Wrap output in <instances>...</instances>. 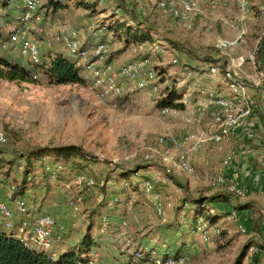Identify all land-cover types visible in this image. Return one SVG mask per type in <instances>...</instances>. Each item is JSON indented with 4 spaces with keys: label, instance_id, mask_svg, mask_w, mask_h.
Listing matches in <instances>:
<instances>
[{
    "label": "rangeland",
    "instance_id": "374dc122",
    "mask_svg": "<svg viewBox=\"0 0 264 264\" xmlns=\"http://www.w3.org/2000/svg\"><path fill=\"white\" fill-rule=\"evenodd\" d=\"M40 1L42 3L48 0ZM61 1L66 7L60 9L56 16L41 14L39 24L35 22L28 25L33 29L35 37L40 26H45L54 37L51 47L41 44V57L48 51L65 53V48L56 39L60 29L75 28L84 41L99 26L113 21L114 14L107 13L118 10L120 19L123 17L122 11H126L134 13L151 29L154 39L161 43L159 53L142 56L147 57V66L153 67L157 62H163L162 65L167 68L166 75L176 71L175 77L183 78L182 84L189 82L194 87L196 82L184 75L187 69L183 67L185 63H196L194 58L169 44L165 38L186 40L197 55L218 53L216 41L230 37L232 27L228 20L238 10L236 0H230L233 4L228 8L212 7L195 15L188 28L167 12L158 10L154 6L155 0H101L96 8H85L76 0L68 3L66 0ZM255 1L257 4L248 0V16L253 17L250 25L254 34L264 31V1ZM254 5H257V11H254ZM11 6L20 8L21 3ZM106 10L109 11L106 13ZM255 13H260V17H255ZM248 21L250 23L247 20V24ZM17 23L15 21L8 24L7 30ZM103 32L105 30H101L99 34ZM106 41L107 61L115 66L142 58L135 50V44L125 46L123 41L113 40L109 33ZM243 49L236 48L232 54L237 56L243 52L245 55L250 48L245 46ZM0 50L25 65L30 64L25 57L19 55L16 46ZM65 55L71 56L68 53ZM173 57H177L179 63L171 64L169 61ZM226 59L227 56H220L221 63L226 62ZM204 72L207 73V70ZM157 79L159 82L158 77ZM166 79L167 84H170L171 77ZM161 80L164 82L162 77ZM201 80L202 86L210 84L217 88L220 85L206 76ZM162 82L159 84L165 87L167 84L162 85ZM121 83L125 85L124 81ZM176 87L181 86L177 84ZM156 102L154 96L147 91L122 94L116 98H101L89 84L49 83L40 74L34 82L0 78V132L6 137V142L0 145V201L10 205L11 196L21 182L23 169L19 168V164L22 166L24 161L13 163L15 158L43 146L74 144L83 149L85 158H75L72 163L48 158L34 162L31 180L27 182L25 191L19 194L27 202V214L17 216L20 218L19 223L21 220L25 221L24 217L31 218L32 214L52 215L58 223L67 227L63 233L62 246L77 242L87 224L93 223L95 227H92V233L98 242L92 248L90 264H130L131 252L126 246L123 247L127 234L135 236L139 241L152 240L153 244L161 248V243L174 247L176 239L181 241L185 257L180 264H234L249 238L247 234L239 232L237 225L227 219V215L218 219L216 226L223 234L212 243L203 242L198 234L181 235L186 231L182 225L193 214L189 209V201L198 192L211 194L214 191L200 179L186 176L174 162L163 161L157 156L151 160L145 158L151 149L167 150L172 156L176 153L170 146L160 147L158 137L177 132L180 124L173 116H161ZM196 116L199 117L196 124L203 127L204 115L198 112ZM222 155V151L217 149L209 151V160L206 163L199 162V166H195L197 171L202 173L203 168L213 170L219 167ZM58 164L62 166V170L52 176V173L48 175L45 168H56ZM79 172L92 177L94 184H76L75 177ZM146 176L153 182V192L158 193L166 205L165 222H161L153 210L151 194L141 188V182ZM125 181L137 183L138 186H126ZM246 200V197H231L234 203ZM212 205L215 207L214 211L220 213L233 210L229 202H215ZM103 215L110 217L107 224L101 222ZM135 264L138 263L135 261ZM241 264H264V257L245 255Z\"/></svg>",
    "mask_w": 264,
    "mask_h": 264
},
{
    "label": "built area",
    "instance_id": "2783aa9c",
    "mask_svg": "<svg viewBox=\"0 0 264 264\" xmlns=\"http://www.w3.org/2000/svg\"><path fill=\"white\" fill-rule=\"evenodd\" d=\"M13 1V0H9ZM237 12L228 20L229 25L238 31L233 39L219 38L216 41V48L221 55L227 56L229 66L224 69L221 81L224 83L227 94L223 95L214 90L203 89L199 93L204 97V100L196 104V109L199 113L209 115L211 122L208 130L188 131L182 137H176L172 134L161 135L158 137L160 146L169 145L176 152L171 155L167 150L151 149L146 153L145 158L151 160L155 156L160 157L163 161L174 162L182 172L190 178H198L212 190H225L237 199H244L247 196V189L238 184L235 178L227 177L223 172H205L197 171L195 165L190 159V154L200 150L208 141L215 143L221 147V143L225 142L231 134H234L238 128L245 124L248 130L247 134H251L255 123L248 122L255 106V98L250 94L252 87L259 89L264 85V73L258 71L255 80L249 83L241 76L240 68L236 64L235 58L231 55V50L242 39L245 30L244 23L248 18L250 7L248 0H236ZM21 11L15 14V21L25 26L23 32L24 37L13 32L10 35V42L18 44L19 53L30 60L38 62L40 59L41 44L45 47H51L54 37L50 34L45 26L38 28L39 33L43 35L42 40H38L32 32L28 31L29 24H39L41 14L37 13L41 5L40 0H20ZM230 0H155L154 5L157 9L167 12L171 17L181 21L190 28L191 19L201 13L203 10L212 7L228 8ZM264 5V3H263ZM1 14V8H0ZM56 39L62 44L67 52L74 55L77 59V64L82 65L89 79L90 88L96 91L101 98H116L122 94H132L138 91H147L154 96V99L164 96L159 82H162L161 76L153 67L147 66V57L137 58L127 61L123 64L115 66L107 62L108 47L105 43H97L92 48H83L79 32L75 28L66 27L60 29L56 34ZM264 41V31L262 32L257 49L250 55V60L254 66H257L255 54L259 45ZM6 45H3L5 47ZM148 50L150 54H157L161 51L159 43L148 45L138 44L136 50ZM172 64H177L176 57L171 58ZM157 65L162 64L157 62ZM208 73L211 77L219 75V67L211 64L208 66ZM185 76H191L187 72ZM159 78V82L158 79ZM219 77V76H218ZM124 81L125 85L121 83ZM163 85V83H162ZM261 100L264 104V91L261 90ZM183 104L186 103L185 96L180 100ZM131 102H134L131 100ZM180 113V109L170 107H160L159 114L165 116H175ZM186 124H194L197 122L195 117L184 118ZM6 142V137L0 132V145ZM232 160V156L226 155L222 160V166L226 167ZM62 169L58 164L56 168H52V175ZM75 183L78 185H93L94 179L84 173L77 174ZM132 182L125 181V185ZM141 188L144 192L151 194V203L161 222L166 221V205L162 197L153 192V184L150 180L144 179L141 182ZM117 200V198H115ZM264 213V203L260 208ZM27 214V202L22 197H15L11 204L0 201V226L3 228L13 227V221L17 216ZM227 219L236 223L238 230L246 234L247 227L244 224L242 215L236 210H231ZM102 223L107 224L109 221L108 215H103ZM125 224V221H123ZM261 227L264 231V218L261 220ZM18 237L30 248L41 247L42 250L47 249L54 255L53 248L63 238V233L66 230L64 224L58 223L55 218L47 213L40 214L36 217L32 225L21 220L16 226ZM220 229L218 226L209 224L203 218H199L193 234H198L205 243H212L214 238L218 236ZM133 254L135 260L147 257L144 264H180L184 261L183 256L175 255V250L171 245L161 243V247L153 244L152 240L139 241L130 234L124 237V246ZM261 250H258L253 245H250L246 256H257Z\"/></svg>",
    "mask_w": 264,
    "mask_h": 264
},
{
    "label": "trees",
    "instance_id": "16d2710c",
    "mask_svg": "<svg viewBox=\"0 0 264 264\" xmlns=\"http://www.w3.org/2000/svg\"><path fill=\"white\" fill-rule=\"evenodd\" d=\"M66 1H67L66 3H68L71 0H66ZM18 2H20V0H13V1L0 0V8L1 10H4V12L0 14V49L6 48L7 50L14 46H16L17 49H19L18 44L10 42L11 33L17 32L18 34H20L21 38L25 36L23 32L26 30V28L22 24L17 23L10 30H7L6 28L8 24L15 22V14L19 13L22 9L21 7L19 8L18 6L16 7L11 6L12 4ZM76 2L78 3L80 2V4H83L85 8H90V6H94L96 8V5L99 4L101 0H76ZM64 7H66V5L63 4L61 0H48L46 2L41 3L37 13L42 14L44 16L45 15L56 16V13ZM107 11L109 10H106L104 12L107 13ZM117 12L118 10H115L113 13L111 11L107 13V14H114L112 18L113 21H111V23L103 24L96 29V30L98 29L105 30V32L101 34H94L95 35L94 41L90 40L91 36L93 35L88 36V38L84 41L80 37L81 45L83 48H92L97 43H105L107 45L108 42L106 40L108 33L110 34L113 40L123 41L125 43V46L135 44L134 47L135 50L138 44H145L146 47H148V45L152 43H159V45H161V43L157 39L156 40L154 39L153 32L151 31V29L146 27L134 13L122 11L123 17L118 19L121 14L119 13L117 14ZM28 31L33 33V29H31V27L28 28ZM77 31L79 32V30ZM36 38L38 40H42L43 35L41 33H38ZM165 39L166 41H168L169 44L176 47L177 49L187 52L186 54L188 56H192L194 60L200 61L203 64L217 65L219 67V74L220 75L223 74L227 62L221 63L220 62L221 55L217 54V52L202 53L200 55H197L192 51V49H190L189 47L190 44L186 40L178 41L168 37ZM6 44L9 46L3 47V45ZM263 49H264V41L262 42L259 51ZM136 51L140 53L141 57L151 55L150 52H147L148 50L146 51V49L143 51H138V50ZM65 53L70 54L67 51H65ZM65 53L58 51L57 52L48 51L45 56L41 57L42 54L40 51L41 58L39 59L38 62H31L30 60L27 59L30 64L25 65L21 63L17 58L11 57L7 53L5 55L0 50V78L8 81L34 82L36 80L37 75L40 74L49 83L89 84V79L87 75L84 74V72L86 71L85 68L82 65L77 64V59L74 55L70 54L71 56L69 57L66 56ZM19 55L21 54L19 53ZM183 65L184 68L186 67L187 72H192L193 69L192 65L187 63ZM153 69L157 71V74L160 75L163 79L168 78V76L171 77V83L167 84L162 89V93L164 94V96L161 95L160 97L155 98L157 101L156 106H158L159 108L170 107V108L184 109V104L180 100L189 83H185L181 87H176L178 80L171 75H166L167 68L165 65L162 64L154 65ZM261 90L264 91V85L260 89L259 93H261ZM253 97L255 98L254 95ZM259 99L261 100V94L258 96V100ZM256 103L257 100L255 99V106ZM254 108L251 116L254 113ZM262 121L264 122L263 116H262ZM255 132H256V124L251 134H247L248 130L245 128L244 135L248 138H252ZM234 134H236V132ZM234 134H231L226 141L234 137L235 136ZM167 146L169 145L160 146V147H167ZM229 154L230 153H227L226 155ZM230 155L232 156V160H233V155L232 154ZM85 157L86 155L83 149L80 146L74 144L43 146V147L31 149L25 155H19L18 158H15L13 160V163L17 161L22 162L21 160L24 161L22 166L19 164V168L21 167V169H23L21 174L22 179L21 182L18 183V189L11 196L12 200L15 197H21V195L19 194L23 193L27 188V182L31 180L30 174L32 173L34 162L48 158L54 161L62 160L65 163H69V162L72 163L75 158H85ZM222 160H221V165H222ZM45 170H48L47 172L48 175L51 174L52 169L45 168ZM61 170H59L56 173H59ZM219 172H223V171L220 170ZM80 173L81 172H79L78 174ZM232 178L236 179V177H232ZM145 179L150 180L151 183L153 184L152 180L149 177L146 176ZM127 186L136 188L138 184L130 183ZM212 191L214 192L211 194L198 192L194 197H192L191 201H189L191 204L189 209L190 212H193V214L190 215V217L186 219L184 224L182 225L186 231L182 232L181 235H184L185 233L193 234V230L195 229L196 223L199 218H203L206 221H208L209 224L215 225L221 216L229 215L230 212L220 213L219 211H214L215 207L212 204L215 202H229L232 206V209L236 210L242 215L244 219V224L247 227L246 234L248 235L249 238V240L242 247L240 253L237 255L234 264H241L243 258L247 254V250L250 245H253L258 250H261L260 254L255 256V258L264 257V231L261 227V220L264 218V213L262 212V210L255 208V206L253 207V204L250 201H242V202L238 201L235 203L232 202L231 197L233 196L230 193H227L225 190L219 189ZM247 193H248V189H247ZM92 227H95V225L93 226V223L89 222L86 228L84 229V231L82 232L80 239L73 244L71 243L62 246L61 243L63 241L62 238L61 242H59L56 246H54L53 248L54 255H52L51 252H47L39 248L27 247L18 237L16 226H13L11 228H3L0 226V264H90L92 261L91 260L92 248L95 247L98 242L96 236L93 235L92 233ZM180 227L181 226H179V229ZM222 234L223 231L220 230L218 236H221ZM218 236H216L214 240ZM181 243H182L181 241L176 239L174 247L173 245L171 246L175 250V255L185 257L183 253L184 245H182ZM130 260H131L130 264H135V261L138 264H144V262L147 260V257L143 259L135 260L133 258V254L130 253Z\"/></svg>",
    "mask_w": 264,
    "mask_h": 264
},
{
    "label": "crops",
    "instance_id": "0c3cea01",
    "mask_svg": "<svg viewBox=\"0 0 264 264\" xmlns=\"http://www.w3.org/2000/svg\"><path fill=\"white\" fill-rule=\"evenodd\" d=\"M251 3L257 4L255 0H252ZM232 4L233 2L231 1L229 5L232 6ZM254 6H256L254 7V11H257L258 10L257 5ZM259 14L255 13L254 15L255 17L259 18L260 17ZM247 20H250V23L248 21L247 24ZM251 20H253V17L248 16V18L244 23L245 33L241 41L236 46H234L230 51L231 55L235 58L236 64L240 68L241 76L249 83L255 80L258 71L264 73V49L259 51L262 43L259 45L258 50L255 54L257 66H254L250 60V55H252L255 49H257L259 38L263 32V31L262 32L258 31L255 32L256 34H254V30L251 28L252 25ZM99 32H101L100 29L95 30V33H93V36H91L90 40L94 41V36H95L94 34H99ZM229 32H230V37L228 39H233L238 33V31H236L234 28H232V30H230ZM231 33H233V36H231ZM245 46L250 48L249 50H247L245 55L243 54V52L242 54H239L237 56H234L232 54V51L236 50V48L242 50ZM217 54H220L219 51ZM194 61L196 63H190L193 69L192 72H190L191 76L188 78L194 79V83L196 82V86L198 85V87L196 86L194 87L193 85L189 84L185 89V92L183 93V97L185 96V100H186V103L184 104V109H180V113L178 115L173 116V118H176L177 119L176 121L179 122L180 130H178L177 132L175 131L174 133H170L176 137H182L188 131L208 130V126L211 122V118L208 114L207 115L203 114L204 117L202 119H205L204 124H202L203 127H200L199 124H196V122L194 124H186L184 121V118L188 116L195 117L196 120L199 121V117L196 116L198 113L196 109V104L204 100V97L199 94V90L201 88L214 90L217 93L223 95L227 94V89L224 83L221 81L220 74L217 75L216 78H212L208 73L209 64H203L200 61H196V60ZM225 61L227 62L225 67H228L229 66L228 59H226ZM161 63L163 64V62ZM194 64L196 67L194 66ZM205 69L207 70V73L204 72ZM186 71L184 72V75L187 73ZM173 72L174 73H172L171 76L175 77L176 71ZM203 76H206V78H210L212 80H216L214 81V83L216 82V84H220V85L217 88L211 86L210 84L203 85L204 86L203 87L202 86L203 82L201 80ZM175 79L178 80L177 84H179L180 86L185 84V83L182 84L183 78L175 77ZM211 82L213 83V81ZM162 83L167 84V79H164V82ZM225 90L226 92H224ZM259 91L260 89L257 87H252L250 90V94L254 95L255 99L257 100L256 106L254 108V113L248 119V122H252V123L254 122L256 124V134H254L252 138H248L244 135V130L246 128L244 124L243 126L238 128L236 134H234L235 135L234 137L230 138L226 142L221 143L220 148L215 143L208 141L200 150L190 154V159L195 166L197 164L199 166V162L206 163V161L209 160V151H212L213 149L222 151L223 157L221 158V160L224 158V156L227 153L232 154L233 160L226 167H222L220 161L218 164L219 167H216L213 170H211L210 168L207 169L203 168V173L217 172L221 170L229 178L236 177L235 181L248 189V195L246 196L247 198L246 201L252 202L255 208L258 209H260L264 203V122L262 121V116L264 117V107H263L264 105L260 99L258 100V96L260 95ZM189 184H192V182L189 181ZM257 205L259 207H256ZM38 215L40 214H32L31 218L26 219L24 217V220L27 221L28 225L29 224L32 225ZM19 220L20 218L15 219L14 226L19 224Z\"/></svg>",
    "mask_w": 264,
    "mask_h": 264
}]
</instances>
